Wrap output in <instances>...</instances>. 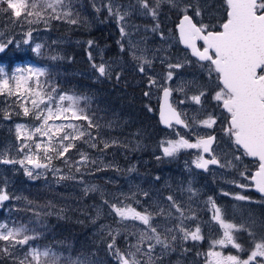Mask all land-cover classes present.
Segmentation results:
<instances>
[{
    "label": "rangeland",
    "instance_id": "1",
    "mask_svg": "<svg viewBox=\"0 0 264 264\" xmlns=\"http://www.w3.org/2000/svg\"><path fill=\"white\" fill-rule=\"evenodd\" d=\"M27 1L25 0V3ZM94 9L97 11V17L103 24H109L112 27L114 26L118 31L122 23H127L126 32L129 35H125L122 38L120 33V41L117 50L119 54L115 58H107L106 53L108 51L107 46H98L95 43L92 44L91 48L88 46L87 40H82V43L85 45V48L88 50V53H92L93 60L97 64L96 72L98 76H101L98 72V66L101 61L105 62L106 75L102 76L104 78H111L112 75L117 72L120 73V79L115 80L117 82L124 81V73H138V67L140 61L133 59L132 55L129 52V43L130 40L133 45H136L135 51L139 53L141 49L146 51V54L151 58L153 53H156V58L154 59L150 74H153L157 77L160 83H163V74L167 71L166 66L159 62L158 57L164 54L170 56L173 60L178 57H186L192 61L191 64L180 69L176 72L173 77V80L168 82V87L175 89L178 86L184 87V92L174 91L173 105L176 106L180 111L183 110L184 117L188 120L189 123H192V118L195 117L197 121H201L203 118H206V115H212L220 119L221 113H216L214 109H219L217 106L218 102L211 99L215 94V91L219 89L215 85L211 84L207 80V74L203 69L198 71L193 70L191 65H195L190 55L183 52L178 45L177 39L175 37V54L171 55L166 53L172 47V36L165 34L167 40L170 41V46L166 43H159V45L152 44L160 40L159 36L154 34L151 29L159 22L160 29L164 27V23L159 20H154L151 16L143 15L137 9L139 8L138 0H91ZM111 3L113 6L114 12L118 10L121 14L128 12L129 14L125 16V21H119L115 15H109L105 5ZM6 3L0 4V16L5 15L6 13H12L11 10L4 11L6 9ZM99 9V10H97ZM33 10V8H32ZM31 10V11H32ZM27 10H21V17L25 18V13ZM38 13V12H37ZM173 14L175 12H169ZM208 14L211 11L207 12ZM219 13V11H218ZM212 14V13H211ZM212 15H217L213 13ZM20 18V17H19ZM19 18H16L11 14L10 19L5 18V28L2 29V24L0 27V43H5V51L0 53V57H8L10 54V49L13 48L18 53L21 52L23 55H29L30 59L23 61H16L12 66H9L6 62L0 61V68L4 70V75H6L10 80V88L13 87L14 82L11 80L13 75H19L17 69H35V68H44L38 63L33 62V57H38L40 53H36L34 46L36 43H41L43 45V38L46 37L43 32H40L36 29H29L28 27H21L19 30ZM162 23V24H161ZM21 25V24H20ZM163 25V26H162ZM14 27V33L9 36H4L7 31ZM32 30V35L29 37L27 32ZM169 33L174 31V27L171 25L167 26ZM4 33V34H3ZM158 39V40H157ZM11 40L13 43L8 44L7 42ZM27 41V43H25ZM79 43V41H76ZM121 44L124 45V51L121 52ZM158 49H163L162 52H157ZM192 65V66H193ZM147 69V65H145ZM45 69V68H44ZM186 69H189V72H186ZM193 70V71H190ZM175 71V70H174ZM205 75V84H209L207 100L209 106L204 104L203 108L200 105H195L194 103L185 102L184 104H179L180 99L185 98V94L190 95L193 91V82L199 81L200 74ZM25 75L29 73L25 72ZM146 84L148 80L146 76L140 74ZM40 77L33 76L29 81V92H24L23 89L20 90L19 94L0 95V154L9 156V158H22L24 153H18L17 147L19 141L16 140L15 126L17 124H24L31 130L35 125L42 123V119L37 121L34 119L33 114L37 111L45 109L49 103H52L53 110L56 109V101H48L47 95L51 92L45 91L38 87V81ZM128 82V81H125ZM129 83V82H128ZM132 87L136 83H131ZM149 95L147 96L149 101L158 103L160 99L161 89L158 87H147ZM215 91H214V90ZM33 93H39V95H34ZM61 93H56V96ZM65 94V93H63ZM67 95V94H66ZM33 99L37 100V107H34L31 103ZM43 101V103H41ZM70 101H64V106H70ZM28 107L30 114L28 116L23 115V108ZM80 106V104H79ZM80 108V107H79ZM200 110L197 112L196 110ZM8 115L9 118H5V115ZM46 116L47 113L45 112ZM68 117L71 116V113L66 114ZM94 122V121H93ZM72 123L76 125L80 130H84L86 133L91 131L93 133L97 132V129H88L87 124L83 120L75 119H61L56 120L53 118L49 121V125L56 124H68ZM224 125L216 123L212 128H206L202 123H196L194 125V130L199 136H206L207 134H213L215 129L220 130V135L217 140V146L215 151L220 153L221 161L224 163V156L227 159L233 160V163L236 167H221L219 169H212L209 173H205L195 168L193 161L198 155L197 149H182L174 157H167L163 154V147L168 146V142L172 140H177L180 137L174 134V131H168L161 136L158 141H154L150 147L143 148L138 144L133 143L130 139L125 137H113L108 136L102 133V129L99 128L100 137H103L104 140H116L118 143L101 151L103 145L100 144L97 148H91L84 141L88 140L87 134L80 139H69L64 141V144L74 143L75 147L71 148L68 153L65 154L63 158L56 157V149H59V141L66 133H73L74 129L63 128L60 131H56L55 128L52 129L50 133L51 140L49 137H40L38 134L34 137L32 141H29L32 147L33 154L39 156L42 163L48 162L45 160L44 148H47L49 143L53 147V151L48 152V156L52 157L50 165L59 169V173H53L47 169H38L42 175L35 179L36 187L40 190H48V197L59 196V201H62L63 195L57 194L58 192H63L64 194L71 197V199L76 198L75 201H80L82 206L87 207L90 212V219L93 223V226L89 223V228H93L92 236L94 241L99 245H102L106 241V232L107 228L103 231L101 226H107L112 229L119 230L120 234L115 238L120 239V244H118V249L121 253L131 252L135 253V257L129 255L127 258L131 262L133 258L143 262L146 257L142 252L136 251V246L139 245L141 249L147 248L149 243H154V241H142L139 239V236L142 230L146 229L148 226L142 224L138 220H124L121 221L119 216H116L114 213H110L109 208L103 204V200L107 199L112 203H116L118 207L127 206L128 208L135 209L136 211H142L143 209L147 210V213H151L150 224L157 226L158 231H163L165 235L171 236L173 234L177 235V240L174 242L175 251L171 254L165 255L161 261H157L156 264H205L203 260L198 261L203 257L201 248L204 244V239L202 241H192L191 239L182 240L180 237L182 233L175 231L177 226L180 224V221L176 219L179 216V213H176L175 210H172V215L169 216V203L165 200V196L172 194L177 202L180 203L181 207L184 209L185 218L183 219V226L190 232H194L197 226L200 227V234L208 240L209 250H221L225 253L230 254L228 251L230 249H235L231 246L227 248L220 249L218 246L216 248L212 247V242L216 239L222 237L223 229L219 226L218 222L213 219V208L212 205L208 203V198L211 197L218 208H220L219 216L220 218L226 220L227 222L241 223L239 215L247 220L249 214L242 210L241 205L243 203L249 204L247 201H238L233 198L235 194H242L249 197L248 191L252 190L253 186L250 179H245V176L250 177L254 172L255 166L252 165L251 160L247 158L246 155L242 154L241 149H237L234 144L231 143L228 137H226L222 131ZM184 138L189 139L190 142H196L197 135L191 134L188 130L178 131ZM100 137H97L99 140ZM37 141H42V148L37 150L34 147V144ZM126 145V147H125ZM27 151V149L25 150ZM83 152L88 159L84 160L80 156V152ZM160 159H157V157ZM235 156H240V160H234ZM68 160L70 165L73 167L70 169L69 164H65L64 161ZM95 161V164L92 163ZM79 164L80 172L75 171V165ZM28 167H31L30 165ZM102 168L103 170L95 171L94 169ZM129 169H134V171H129ZM244 172L245 176H241L240 173ZM19 174L25 175V170L19 164H0V192L6 191L9 199L3 202H0V205L6 206L10 201L12 195L16 196L17 191H19V184L15 185V182H19V179L14 178V176L19 177ZM35 174V173H34ZM76 175L78 178L82 177V182L72 181V180H59L58 175ZM159 176L160 179L156 180L155 177ZM32 179V178H31ZM34 180V179H32ZM236 181L239 184H248L247 189L237 187ZM96 187V191H89L87 194L84 193L85 187ZM191 187L193 192L190 193L187 189ZM23 189L25 186L22 187ZM22 189V190H23ZM70 191V192H69ZM148 192L147 197L143 196V192ZM209 192V193H208ZM223 192H229L233 195H229L228 198H225L222 203L217 202V198L214 195L223 194ZM19 193V192H18ZM136 193V196L133 197L132 194ZM208 193V194H207ZM84 194L83 198L82 195ZM207 194V195H206ZM191 196V199L189 198ZM139 200L140 203L137 204L135 201ZM86 200L90 204L86 203ZM230 200L236 202H242L236 205L232 209L226 208L225 204L229 203ZM160 208L164 209V215H159L158 210ZM233 212L232 219L229 220L228 216ZM7 210V214H8ZM99 213V214H97ZM194 216L195 219L188 218ZM93 217H95V222H93ZM9 219L5 218L4 221L0 224V231H7L8 228H11L8 225ZM7 226L5 228L4 226ZM91 226V227H90ZM167 228H172L173 232H166ZM243 233V232H241ZM238 235V234H236ZM108 236V235H107ZM247 240V239H246ZM195 247V250H193ZM182 249H187V251H182ZM37 251L40 252L36 248ZM159 250V246H157ZM195 253L196 255H193ZM209 262V261H208Z\"/></svg>",
    "mask_w": 264,
    "mask_h": 264
},
{
    "label": "snow or ice",
    "instance_id": "2",
    "mask_svg": "<svg viewBox=\"0 0 264 264\" xmlns=\"http://www.w3.org/2000/svg\"><path fill=\"white\" fill-rule=\"evenodd\" d=\"M6 3V9L4 11L11 10L16 18L21 17V10L27 8L25 0H0V4ZM139 8L137 9L143 15L151 16L154 20L159 15V3L160 0H138ZM170 7L174 8L179 14V22L176 25L178 31V40L184 46L185 49L190 50L191 57L196 58V63L206 72L207 80L211 84L218 88L211 99L218 102L217 106L222 108L226 113V124L222 127V131L226 137L229 138L232 144L236 148L242 149L243 155L252 157L258 160V170L254 172L250 177L245 176L244 172H241V176H245V179H250L252 186L260 194L264 195V0H224L225 4V16L223 22L219 25V30H213L214 26H210L203 22L204 6L202 7L199 2L193 3V0H167ZM57 4H62V0H57ZM35 4L32 8L35 9ZM48 7L53 8L55 11V5L48 4ZM109 15H115L119 21H125V16L129 13L126 11L121 14L118 10L114 12L111 3L105 5ZM99 10V9H97ZM191 13V14H189ZM71 14L70 9L65 13V17ZM43 14L36 13L34 11H28L27 16H35V19L27 20L29 24L38 23ZM194 17L200 19L194 20ZM52 19H60L59 15L51 17ZM69 23L76 24L77 19H69ZM47 23V20H45ZM127 23H122L119 31L121 32L122 38L125 35H129L126 32ZM151 31L158 35L160 40L170 46V41L163 31L160 30V26L157 23ZM27 35L31 37L32 30L27 32ZM198 42H202L199 45ZM8 44L13 42L9 40ZM27 43V41H25ZM88 46L91 48L93 41H88ZM129 43V52L133 59L140 61L138 72L146 76L148 80L147 87H158L162 90L163 96V108L160 112V119L169 128H173L175 125H180L187 129L189 133L197 135L196 142H190L189 139L184 138L178 131L173 129L174 134L180 138L168 142V146L163 147V154L167 157H174L182 149H197L198 155L193 161L195 168L203 169L208 171L209 165H216L218 167H236L233 160L227 159L224 156V163H221V155L217 151L213 150L212 145L216 142V136L213 134H207L206 136H199L194 130L196 123H202L206 128H213L217 123V118L212 115H206L201 121H197L195 117L192 118V123L188 120L183 119V110L177 111L170 103V97L172 91L184 92L183 86H178L175 89L168 87V82L173 80L174 75L180 69L191 64L192 61L186 57H178L173 60L167 54L158 57L159 62L166 66L167 71L163 74V83H160L157 77L150 74L156 53L154 52L150 58L144 49H141L139 53L135 51L136 45H133L131 41ZM6 48L5 43H0V53L4 52ZM43 45L36 43L34 50L36 53H40ZM123 52L124 45L121 44L120 48ZM163 49H158L157 52H162ZM89 60L92 61V66L97 68L96 62L93 60L92 53H88ZM52 59H57L56 56H52ZM105 62L101 61L98 66V72L101 76L106 75ZM147 65V69L145 67ZM175 70V71H174ZM47 69L44 68H29V69H17L19 75H13L11 80L14 82L13 87L10 88V80L4 75V70L0 68V95H13L19 94L20 90L29 92L28 87L29 81L33 76L40 77L45 75ZM27 72L29 75H25ZM115 78L120 79V73L117 72ZM209 84H202L199 82H193L194 91L188 95L185 94L184 99L178 101L179 104H184L186 101L200 105L203 108V98L207 95ZM39 95V93H33ZM145 96L149 95V92L144 93ZM79 97L72 95L59 94L56 96V89L53 87L52 91L47 95V100L52 102L56 101V109L53 110L52 103H49L45 109L37 111L33 114L35 120L42 123L35 125L31 130L24 124H17L15 126L16 140L19 141L17 147L18 153H24L22 158H9V156L0 154V164H19L24 168L25 174L32 178H39L42 173L36 171L38 169H47L53 173H59V169L52 167L50 161L52 157L48 156V152L53 151L51 143L47 148H44L45 160L48 162L42 163L39 156L33 154L32 147L29 141H32L38 134L40 137H49L51 140L50 133L55 128L56 131H60L63 128L74 129L73 133H66L59 141V149H56V157L63 158L71 148L75 147L74 143L64 144V141L69 139H80L86 134L88 140L84 141L91 148H97L100 144L103 145L101 151L112 147L117 144L116 140H104L100 137V133L97 131L93 133L84 130H80L76 125L72 123L68 124H56L49 125V121L55 118L56 120L61 119H75L83 120L87 124L88 129H99V123L93 122V117L89 116L84 109L79 108L80 103ZM64 101H70L71 104L68 107L64 106ZM34 107H37V100L31 101ZM43 103V101H41ZM23 108V115L28 116L30 110L28 107ZM199 112L200 110H196ZM47 113L45 116L44 113ZM71 113L68 117L66 114ZM5 118H9L6 114ZM97 137H100L98 140ZM37 150L42 148V141H37L34 144ZM126 147V145H125ZM27 149V151H25ZM203 154H208L210 158L205 159ZM80 156L87 160L88 157L81 151ZM157 159H160L158 156ZM234 160L239 161L240 156H235ZM65 164H69L68 160L64 161ZM95 164V161H92ZM31 167H28V166ZM73 165L69 164L71 169ZM95 171L103 170L102 168L94 169ZM75 171L80 172L79 164L75 165ZM134 171V169H129ZM35 173V174H34ZM59 180H72L82 182V177L78 178L76 175H58ZM159 180L160 177H155ZM237 187L247 189L248 184H239L236 181H232ZM84 193L87 194L89 191H96V187H85ZM190 193L193 189L189 187L187 189ZM143 196L147 197L148 192H143ZM224 196L233 195L229 192H223ZM133 197L136 193L132 194ZM191 199V196L189 197ZM233 198L238 201H251L250 197L242 194H235ZM9 196L6 191L0 192V202L6 201ZM165 200L169 203L168 215H172V210L179 213L176 217L180 221V224L175 229L176 232L182 233L180 237L182 240L191 239L192 241H202L204 237L200 234L201 229L199 226L195 228L194 232L188 231L183 226V219L185 218L184 209L181 207L177 199L172 194L165 196ZM137 204L140 201H135ZM208 203L213 208V219H215L219 226L223 229L222 237L212 242V247L217 246L220 249L231 246L238 252L245 251L243 246L237 242L239 239V232H246L250 237L254 248L250 251V254L246 259H242L239 255L228 254L225 255L221 250H210L207 253V257L210 258L208 264H264V259L257 261V257L264 258V232L258 233L251 227L252 224L256 223L254 220H245L237 224L234 222H227L220 218V208L215 205V201L209 197ZM103 204L109 208L110 213H114L120 217L121 221L124 220H138L143 225L148 226L142 230L139 239L142 241H154L149 243L147 248L141 249L139 245L136 246L137 252H142L146 259L141 262L138 259L133 258L131 262L127 258L129 255L135 257V253L126 252L121 253L118 248L115 247V237L120 234L119 230L112 229L110 227L101 226L103 231L107 228L106 234L112 239L107 243V249L114 255V257L120 262V264H156L157 261H161L165 255L171 254L175 251L174 242L177 240V235L173 234L170 237L165 235L163 231H158L157 226L150 224L151 213H147L146 209L142 211H136L135 209L128 208L127 206L118 207L116 203H112L109 200H103ZM62 211V210H61ZM52 213H48L51 215ZM99 214V213H97ZM159 215H164V209L158 210ZM39 215V213H37ZM188 218L195 219L194 216ZM93 217V222H95ZM261 226L264 227V222H261ZM7 228V226H4ZM29 230L26 227H12L8 228L7 231H0V241L9 242L6 245L0 246V252L7 253L14 261V264H40V257H49L50 252L48 250L43 253L36 250L35 246L29 245V249L25 250L22 258L16 256L12 251L17 245L23 246L28 245L30 240L36 239L37 235L34 231L29 234ZM166 232H173L172 228H167ZM259 241V242H257ZM159 246V250H157ZM187 251V249H182ZM61 258H63L61 254ZM55 264V262H53ZM65 264H89L87 259L72 260L68 258L65 260Z\"/></svg>",
    "mask_w": 264,
    "mask_h": 264
},
{
    "label": "trees",
    "instance_id": "3",
    "mask_svg": "<svg viewBox=\"0 0 264 264\" xmlns=\"http://www.w3.org/2000/svg\"><path fill=\"white\" fill-rule=\"evenodd\" d=\"M26 1L27 12L24 15L25 18H19V30L21 27H28L39 30L46 36L43 38L40 55L38 57L31 55L33 62L47 69L45 75L40 76L38 87L45 91H52L54 87L57 94L65 93L81 98L79 107L93 117L94 123H99L103 134L118 138L125 137L143 148L150 147L159 139L161 141L165 130L161 128L157 116L158 103L149 101L144 95L148 90V84L140 75L141 73H124L126 74L124 81L119 83L115 80L116 74L111 78L98 76L96 68L89 60L88 50L82 40L93 41L98 46H107V58L118 56L117 48L120 41L119 31L114 26L101 22L104 20L97 17V11L91 0H62V4H57V0ZM33 4L36 7L32 10ZM48 4L55 5V11L48 7ZM69 9L71 14L65 17ZM31 10L43 14L38 23L26 22V18L27 20L36 18L27 16L28 11ZM11 14L13 16V13L5 12V15L0 16L2 29L5 28L4 19H10ZM56 15L61 18H51ZM69 19H77L78 22L71 24L68 22ZM13 33L14 27L4 36ZM52 56H56L57 59L53 60ZM26 59H30L29 55L18 53L13 48L10 49L8 57H0V61L6 62L9 66L16 61ZM186 72L188 73L189 69H186ZM132 82L136 83L134 87L131 85ZM97 131L99 132V129ZM14 178L19 179V182H15V185L19 184V191L16 192L19 195H12L6 206L0 205V224L8 218V225L11 228L23 226L38 234L37 238L30 240L28 245H17L15 249H12L16 256L22 258L24 251L29 249V245H33L41 253L45 250L50 252L49 257L41 255L40 264H53V262L65 264L68 258L87 259L89 264H120L107 249L106 245L112 239L110 236L106 235V241L102 245L94 241L93 228L90 229L88 226L89 223L93 226L90 213L88 214L90 211L82 206L81 200L77 202L76 198L71 199L63 192H58L57 194L63 195L62 201H59V196H47L51 188L45 191L40 190L36 187V180H32L26 174H19V177L14 176ZM23 186H25L24 189ZM250 191L247 195L255 199ZM83 196L84 194L82 198ZM256 200V205L264 207L262 197L257 196ZM251 201L255 202V200ZM86 203L90 204L87 200ZM239 203L242 202H229L227 210L236 207ZM241 208L244 211H250V216L258 213L247 203H243ZM48 213L52 214L48 215ZM32 231L29 234H32ZM237 241H244V239ZM8 243L0 241V246ZM118 244L120 239L115 238L116 248ZM228 252L235 254L237 251L229 250ZM0 264H14V261L7 253L0 252Z\"/></svg>",
    "mask_w": 264,
    "mask_h": 264
},
{
    "label": "flooded vegetation",
    "instance_id": "4",
    "mask_svg": "<svg viewBox=\"0 0 264 264\" xmlns=\"http://www.w3.org/2000/svg\"><path fill=\"white\" fill-rule=\"evenodd\" d=\"M196 2H199L202 7L207 6V7H204L203 22L205 24L210 25V26H214L213 30H219V25L223 22L224 16H225L224 0H193V3H196ZM158 11H159V15H158L157 20H159L160 22L164 23V27H162V29H160V30L163 31L165 34H169L170 36H172V38H174V39H172V47H169L170 49L168 51H165V52L168 53V54H171V55L175 54V37H176L178 45L180 46L179 48L183 52H185V53L190 55V50L185 49L184 46L178 40V31H177V28H176V25L179 22V14H178V12L174 8L170 7V5L167 3V0H160ZM172 11L175 12V13L170 14L169 12H172ZM209 11H211L212 14L216 13L217 15H212L211 13L208 14L207 12H209ZM218 11H219V13H218ZM189 14H191V13H189ZM196 19H200V18L194 17V20H196ZM170 21H171V25L174 27V31H171V33H169V30H167V26L170 25ZM156 23H159V22L156 21ZM159 43H163V42L161 40H159L157 42H153L152 44L159 45ZM198 44L202 45V42H198ZM190 57H191V55H190ZM191 59L193 60L195 65L192 64L193 66L191 65L190 68H192L193 70L202 69L200 67V65L198 63H196V58L195 57H191ZM205 78H206L205 75L203 73H201L200 76H199V81L198 82L202 83V84H205ZM161 94H162V90L160 92V98H161ZM174 95H175L174 91H172V94H171L172 99L174 98ZM207 96H209V94H207L203 98V100H204V104H207L206 106H209V110L208 111H210V105L207 103L208 102ZM159 101H160V99H159ZM159 101H158V106H159ZM214 110L216 111V113H221L220 119L217 120V123L221 124V122H222V125H225L226 124V119L225 118L227 116V113L222 108L214 109ZM157 116H159V111L158 110H157ZM182 118L185 119V117L183 115H182ZM173 129H175L176 131L187 130L185 128H181V127H179L177 125H174L173 128L167 129V131H165V133L168 132V131H172ZM220 133L221 132H220V130L218 128L213 131V135H215L217 137V140H218V137H219ZM216 143H218V142L216 141ZM216 146H217V144H216ZM216 146L214 147L213 150L216 149ZM221 163H222V161H221ZM250 163H252V165L255 166V169H254V172H255L257 167H258V165L256 164V161L251 160ZM213 166L214 167H209L208 171H203V172L209 173L212 169L221 168V167H218L216 165H213ZM254 172L252 174H254ZM250 192L252 193V197H254L255 199H252L250 196L249 197L251 198V200H255V202H254V210L258 211V213H257V215H251V216L249 215L247 217V220H254L256 223L252 224L251 227H253L256 230V232L262 233V232H264V227L261 226V222H264V207L256 205L257 196H260V195L258 193H256L255 191H253V190L250 191ZM214 197L217 198V202L218 203H222L225 198H228V196H224L223 194L214 195ZM260 197H262V196H260ZM262 198L264 199V197H262ZM233 201L234 200H230V202H233ZM228 204L229 203L225 204L226 208H227ZM215 205H216V203H215ZM244 212H246L247 214H250V211H244ZM239 217H240V221L241 222L245 221V219L244 218L242 219V217L240 215H239ZM231 219H232V216L229 218V220H231ZM237 234H238L239 239H244V241H237V242L240 243L243 246L245 251L238 252L236 249H230V250H236L237 252L235 254H233V255H239L242 259H246L248 257V255L250 254V251L253 250L254 245H253L250 237L248 236V234L246 232H243V233L239 232ZM257 242H259V241H257ZM207 248H208V240L205 237L204 238L203 247L201 248L202 255H203L204 258L198 260V261L203 260V262L205 264H208V261L210 260V258L207 257V253L210 250L207 251ZM193 250H195V247H193ZM223 253L225 255H228L227 253H225V251H223ZM193 255H196V254L193 253ZM262 259H264V258L257 257V261L262 260ZM253 264H255V262H253Z\"/></svg>",
    "mask_w": 264,
    "mask_h": 264
},
{
    "label": "water",
    "instance_id": "5",
    "mask_svg": "<svg viewBox=\"0 0 264 264\" xmlns=\"http://www.w3.org/2000/svg\"><path fill=\"white\" fill-rule=\"evenodd\" d=\"M170 103H172V97H170ZM172 105H173V103H172ZM173 107H175L174 105H173ZM162 108H163V96H162V94H161V99H160V102H159V122H160V126L163 128V129H165V130H167V129H169V127H167V126H165V124L161 121V119H160V112H161V110H162ZM178 111V110H177ZM173 125H175L174 123H173ZM177 126H179V127H182V126H180V125H177ZM183 128V127H182ZM215 144V143H214ZM214 144L212 145V147L214 146ZM204 156H206V155H208V154H203ZM250 159H255V158H252V157H249ZM205 159H206V157H205ZM254 190H255V188H254ZM256 191V190H255ZM257 192V191H256ZM257 193H259V192H257ZM260 194V193H259ZM260 195H262V194H260ZM262 196H264V195H262Z\"/></svg>",
    "mask_w": 264,
    "mask_h": 264
}]
</instances>
